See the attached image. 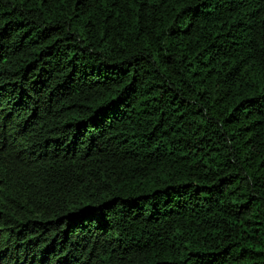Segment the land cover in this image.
I'll list each match as a JSON object with an SVG mask.
<instances>
[{"label":"trees","instance_id":"trees-1","mask_svg":"<svg viewBox=\"0 0 264 264\" xmlns=\"http://www.w3.org/2000/svg\"><path fill=\"white\" fill-rule=\"evenodd\" d=\"M0 264H264V0H0Z\"/></svg>","mask_w":264,"mask_h":264}]
</instances>
